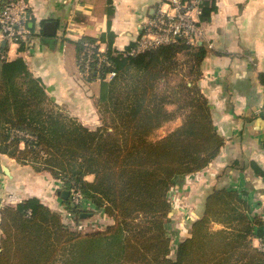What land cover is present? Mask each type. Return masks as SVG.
Wrapping results in <instances>:
<instances>
[{
  "label": "trees",
  "instance_id": "1",
  "mask_svg": "<svg viewBox=\"0 0 264 264\" xmlns=\"http://www.w3.org/2000/svg\"><path fill=\"white\" fill-rule=\"evenodd\" d=\"M115 37L109 18L108 30L99 38L83 36L75 42L78 54L84 42L107 44V61L98 69L94 56L87 77L100 80L95 104L101 125L96 129L26 97L17 85L0 90V154L21 165L46 159L36 170L60 181L59 195L70 192L61 198L60 209L66 207L83 220L91 217L83 203L72 201L80 191L85 202L113 223L81 232L37 197L5 205L0 209V264H264V253L254 244L264 236V220L252 215L249 202L234 189L211 191L203 215L190 223V235L176 246L168 235L176 179L209 167L225 144L199 84L189 85L184 78L173 85L161 83L179 69L178 55L184 52L192 63L186 76L200 80L206 46L180 38L132 55L135 43L119 51ZM5 61L0 55V80L5 78ZM110 71L116 75L106 80ZM133 71L139 74L133 77ZM259 80L264 89V72ZM173 103L178 105L175 112L167 108ZM185 110L181 126L150 139L177 111ZM259 118L264 121V104ZM249 166L264 177L255 161ZM90 175L92 181L86 179ZM214 223L223 227L214 229Z\"/></svg>",
  "mask_w": 264,
  "mask_h": 264
},
{
  "label": "crops",
  "instance_id": "2",
  "mask_svg": "<svg viewBox=\"0 0 264 264\" xmlns=\"http://www.w3.org/2000/svg\"><path fill=\"white\" fill-rule=\"evenodd\" d=\"M27 1L35 18V36L26 49L7 46L5 77L23 76L26 82L30 78L56 102L68 106L83 124L100 126L95 104L100 80L85 82L75 42L83 36L99 38L107 32L111 18V30L116 34L113 45L125 51L140 38L141 27L154 16L161 0ZM109 11H113L111 16ZM202 20L204 38L211 46L204 44L208 52L199 85L210 99L213 120L225 144L209 167L179 176L173 196H180L179 212L194 221L203 215L211 191L234 189L249 202L252 215L264 220V177L249 166L255 161L264 169V121L259 118L264 104L259 80L264 72V0H216L214 7L206 6ZM98 44L107 50L106 43ZM90 85L92 91H88ZM0 156L10 160L0 158L9 168V174L0 172V209L33 197L52 209L62 207L57 196L60 182L49 172H34L29 165ZM190 223L187 227L182 223L178 229L185 237L190 235Z\"/></svg>",
  "mask_w": 264,
  "mask_h": 264
},
{
  "label": "built area",
  "instance_id": "3",
  "mask_svg": "<svg viewBox=\"0 0 264 264\" xmlns=\"http://www.w3.org/2000/svg\"><path fill=\"white\" fill-rule=\"evenodd\" d=\"M204 0H166L156 9L154 16L141 27L140 38L134 42L129 54L136 55L155 49L161 45L171 44L180 38L187 39L189 44H205ZM34 14L27 0H4L0 10V55L6 59L9 45H16L19 49L31 46L35 36ZM5 42V46H3ZM5 47V49H2ZM22 50V49H21ZM106 50L96 47L95 43L84 42L83 51L78 58V65L83 74L89 76L94 56L99 58L98 69L102 62H106ZM107 65H111L107 62ZM100 74V72H99ZM116 72L110 71L105 75L106 80L115 77ZM75 204L85 203L80 191L72 195ZM84 206V204H83ZM78 229H82L81 225ZM255 246L264 253V236L255 239Z\"/></svg>",
  "mask_w": 264,
  "mask_h": 264
},
{
  "label": "rangeland",
  "instance_id": "4",
  "mask_svg": "<svg viewBox=\"0 0 264 264\" xmlns=\"http://www.w3.org/2000/svg\"><path fill=\"white\" fill-rule=\"evenodd\" d=\"M165 1L166 0H161L160 2H158L156 7L158 8L159 5H161ZM1 3H2V1H1ZM215 4H216V0H204L203 6H205V7L206 6H213L214 7ZM2 6H3V4H2ZM1 8H0V10H1ZM203 17H204V15L201 17V20H202ZM71 27H74V25H71ZM47 29L49 31H51L52 27L51 26L49 27L47 25ZM72 33H74V32H72ZM95 46L97 47L98 43H96ZM79 55H81V53L78 54V58H79ZM188 58L189 57L187 55V52L179 54L178 55L179 69H177V71L174 74H172L171 76H169L168 78L163 79L161 81V83L164 84V83L167 82V83L173 85V84L178 83L182 78H184V80L186 82H189V85H191L192 81H194L197 84H199L200 80H198V78L194 77V79H192V77L186 76L187 72L189 71V66H192V63L189 62ZM80 72H82V71H80ZM138 72L139 71H133L132 72V76L136 77L139 74ZM82 76L84 77L86 83L87 82H91V81L87 80V77H88L87 75L83 74ZM202 76H203V72L201 71V77ZM1 79H2V80H0V90L1 91L5 92L6 90L11 89L12 86L17 85L24 92L26 97H29V98H32V99L41 100L47 106L54 107L56 109H60L63 113H65L67 115H70L72 117H76L71 112V110L68 108V106H66L65 104H60V103L56 102V100L51 98L50 94L47 92L46 89L42 88L38 83H36V82H34L32 80L30 81V78H29V80L27 82H26V80L23 79V76H21L18 79H15L17 81H13L12 79H9L8 77H5V78L2 77ZM88 91H92V86L91 85H90V89ZM177 107H178V105L175 104V103L170 104V105L167 106L168 110L173 111V112H175L177 110ZM185 116H186V110L183 111V112L177 111V113L175 114L174 118L171 121L165 123L160 129L156 130L150 136V139L151 140H158V139H161L164 136L168 135L170 132L174 131L175 129H177L179 126H181L183 124ZM76 118H77V120H79L78 117H76ZM92 127H93L92 129H96L98 126L97 127L96 126H92ZM216 129H217V127H216ZM0 158L4 162H9L10 161L5 156H0ZM45 160L46 159H43L42 161H39L38 163L29 162V164H27V165H29L34 172L40 173L38 170H36V168L37 167L42 168L43 166H45ZM86 179L89 180V181H92L94 179V177H93V175H90V176H87ZM60 185H61V183H60ZM230 190H233V189H230ZM57 196L60 199L62 198L61 194L57 195ZM170 198H171L172 201H175L174 203H172L173 209L175 211L171 212V214H170V222L167 224V229H168V235L172 238L174 246H176V244L179 241H182V240H184L186 238L185 237L186 235L184 233L179 232L178 229L182 228V226H181L182 223H186L185 225L187 227L189 225V223L192 221V219L189 218V217H186L185 213L181 214L179 212V209L181 210V207L178 206L179 201L177 199L180 198V196H173V194L171 193ZM83 204H84L83 208L87 212H93V215H91V217L87 218L86 220L81 219L79 214H77V213H75L73 215L70 214L69 210L66 207L64 209L63 208L62 209L57 208L55 210H58L59 212H61L64 223L69 225L72 229H76V230L81 231V232H94V231H97L99 228H101L103 226H106V225H108L110 223H113L112 218H110L107 215H105L101 210H99L97 208L94 209L95 207L90 202L86 201ZM204 207H205V204H204ZM80 225H81L82 229H78V227ZM212 226H213L214 229H220V228L223 227V225L217 224V223L212 224ZM0 237H1V231H0ZM170 256L174 258L175 257V252L173 251L170 254Z\"/></svg>",
  "mask_w": 264,
  "mask_h": 264
},
{
  "label": "water",
  "instance_id": "5",
  "mask_svg": "<svg viewBox=\"0 0 264 264\" xmlns=\"http://www.w3.org/2000/svg\"><path fill=\"white\" fill-rule=\"evenodd\" d=\"M200 44H202V43H200ZM2 45L5 46V42H3ZM3 171L6 172L7 174H9V168L7 166L2 165L0 162V172H3ZM69 195H70V192L68 190H64L61 193V196L64 199H67L69 197Z\"/></svg>",
  "mask_w": 264,
  "mask_h": 264
}]
</instances>
